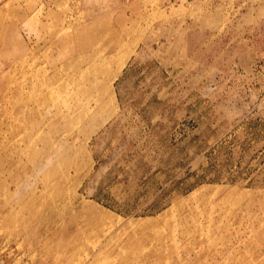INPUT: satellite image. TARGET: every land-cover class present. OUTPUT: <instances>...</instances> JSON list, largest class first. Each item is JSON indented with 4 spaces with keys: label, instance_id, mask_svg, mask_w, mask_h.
<instances>
[{
    "label": "rangeland",
    "instance_id": "obj_1",
    "mask_svg": "<svg viewBox=\"0 0 264 264\" xmlns=\"http://www.w3.org/2000/svg\"><path fill=\"white\" fill-rule=\"evenodd\" d=\"M5 264H264V0H0Z\"/></svg>",
    "mask_w": 264,
    "mask_h": 264
},
{
    "label": "built area",
    "instance_id": "obj_2",
    "mask_svg": "<svg viewBox=\"0 0 264 264\" xmlns=\"http://www.w3.org/2000/svg\"><path fill=\"white\" fill-rule=\"evenodd\" d=\"M4 261H5V260L0 259V264H5Z\"/></svg>",
    "mask_w": 264,
    "mask_h": 264
}]
</instances>
